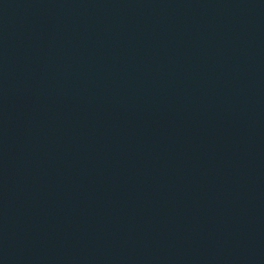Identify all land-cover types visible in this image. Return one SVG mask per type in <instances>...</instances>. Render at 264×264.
Wrapping results in <instances>:
<instances>
[{
    "label": "water",
    "instance_id": "obj_1",
    "mask_svg": "<svg viewBox=\"0 0 264 264\" xmlns=\"http://www.w3.org/2000/svg\"><path fill=\"white\" fill-rule=\"evenodd\" d=\"M0 264H264V0H0Z\"/></svg>",
    "mask_w": 264,
    "mask_h": 264
}]
</instances>
